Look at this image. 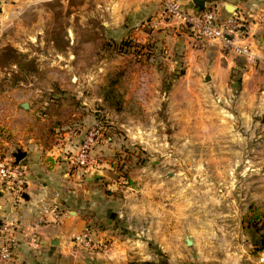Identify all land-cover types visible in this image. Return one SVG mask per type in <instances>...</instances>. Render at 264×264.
Returning <instances> with one entry per match:
<instances>
[{
	"label": "rangeland",
	"instance_id": "1",
	"mask_svg": "<svg viewBox=\"0 0 264 264\" xmlns=\"http://www.w3.org/2000/svg\"><path fill=\"white\" fill-rule=\"evenodd\" d=\"M161 1L0 0V159L38 147L85 169L76 159L94 133L91 165L171 231L168 251L129 252L131 264H264L263 232L244 223L264 211L262 119L246 125L237 111L240 73L219 96L205 89L209 66L188 71L187 41L228 53L161 22ZM229 1L263 66L264 0ZM6 49L19 66L6 64Z\"/></svg>",
	"mask_w": 264,
	"mask_h": 264
},
{
	"label": "crops",
	"instance_id": "2",
	"mask_svg": "<svg viewBox=\"0 0 264 264\" xmlns=\"http://www.w3.org/2000/svg\"><path fill=\"white\" fill-rule=\"evenodd\" d=\"M178 1L190 13L199 11L193 0ZM206 1V8H217L222 16H230L226 4L231 1ZM232 4L236 7L234 13L238 14L239 6ZM253 31L257 32L255 28ZM260 42L264 49V32ZM187 45L188 71L196 63L197 66L210 67L202 76L211 80L205 89L225 96L224 93L230 91L229 84L240 73L241 81L235 96L239 100L237 111L246 115L243 119L246 125L251 123V117L260 116L262 120L258 124L264 131V65L250 66L241 58L225 56L215 50L193 51L188 41ZM263 49L261 54L264 56ZM198 57L200 61L195 62ZM25 153L21 161L27 167L28 177L24 199L17 203L9 193L0 190V226L5 221L18 225L17 257L20 264H131V259L137 256L129 260V252L145 256L150 248L155 251L170 249V238L167 236L171 231L163 232L155 220L158 214L147 212L150 210L148 201L143 202L142 207L136 202L134 194H130L131 189L122 190L125 200L119 197L120 193L114 194L117 181L108 170H99L104 165L74 169L69 159L43 154L38 147ZM94 175H101L102 178L87 181ZM108 191L113 194H108ZM47 207L58 208L61 213L59 223H54L52 213L44 212ZM146 216L151 219L147 225L143 222ZM89 227L96 237L112 240V248L107 253L85 252L72 244V238ZM33 235L38 238L36 246L31 243ZM262 256L264 261V251ZM170 257L171 264L178 261L175 256Z\"/></svg>",
	"mask_w": 264,
	"mask_h": 264
},
{
	"label": "built area",
	"instance_id": "3",
	"mask_svg": "<svg viewBox=\"0 0 264 264\" xmlns=\"http://www.w3.org/2000/svg\"><path fill=\"white\" fill-rule=\"evenodd\" d=\"M236 15L234 13L224 17L217 8L212 7L190 13L183 9L178 0H162L158 13L159 19L167 25L177 23L188 28L198 46L204 47V42L217 45L228 55L243 59L247 65L257 66L261 58L254 43L250 41L249 28L243 18ZM95 136L96 134L90 133L80 147L76 164L81 168L91 166L90 155L95 145ZM27 186V167L21 163L15 165L12 158L0 159V190L9 193L18 203L24 199ZM44 212L52 213L54 223L60 222L61 213L57 207H47ZM17 234L18 225L14 222L5 221L1 224L0 264H20L17 257ZM71 242L75 247L89 253H107L111 248L108 239L96 237L90 229L74 236ZM31 243L38 245L37 236H32Z\"/></svg>",
	"mask_w": 264,
	"mask_h": 264
},
{
	"label": "trees",
	"instance_id": "4",
	"mask_svg": "<svg viewBox=\"0 0 264 264\" xmlns=\"http://www.w3.org/2000/svg\"><path fill=\"white\" fill-rule=\"evenodd\" d=\"M126 45V42H125ZM6 53L8 54H12L13 57L12 59H7L6 64L10 65H18L19 66V61L18 59L20 58V55L13 49H6L5 50ZM9 56V55H7ZM13 59H17V61L13 60ZM12 60V63H11ZM130 183V180H129ZM244 223L253 229L256 230H260L263 232L262 236H261V246L259 249V252H263L264 251V211H261L260 209H253V211H251V214L248 215L245 219H244Z\"/></svg>",
	"mask_w": 264,
	"mask_h": 264
},
{
	"label": "water",
	"instance_id": "5",
	"mask_svg": "<svg viewBox=\"0 0 264 264\" xmlns=\"http://www.w3.org/2000/svg\"><path fill=\"white\" fill-rule=\"evenodd\" d=\"M206 0H193V3L195 5V7H197L199 10H205L206 9ZM226 10L228 12H236V7L233 6L232 4H226ZM23 108L27 109L28 108V104H23ZM26 153L22 152V151H18L16 152L13 157H14V164L15 165H19L21 163V161L25 158ZM101 176L100 175H94L90 178L87 179V181H93V180H98L100 179ZM187 245H192V241L188 240L186 241ZM57 243H54V245H56Z\"/></svg>",
	"mask_w": 264,
	"mask_h": 264
}]
</instances>
